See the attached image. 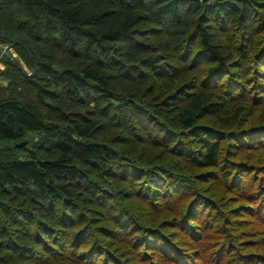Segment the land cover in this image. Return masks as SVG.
I'll use <instances>...</instances> for the list:
<instances>
[{"label": "trees", "instance_id": "16d2710c", "mask_svg": "<svg viewBox=\"0 0 264 264\" xmlns=\"http://www.w3.org/2000/svg\"><path fill=\"white\" fill-rule=\"evenodd\" d=\"M0 63V264H264V0H0Z\"/></svg>", "mask_w": 264, "mask_h": 264}, {"label": "rangeland", "instance_id": "374dc122", "mask_svg": "<svg viewBox=\"0 0 264 264\" xmlns=\"http://www.w3.org/2000/svg\"><path fill=\"white\" fill-rule=\"evenodd\" d=\"M14 55H16V52L15 53H13ZM0 68H4V65L2 64V63H0ZM3 83H5V82H3ZM36 139V136H34V140ZM11 140H7V139H3V138H1L0 139V144H3V143H6V142H10Z\"/></svg>", "mask_w": 264, "mask_h": 264}]
</instances>
